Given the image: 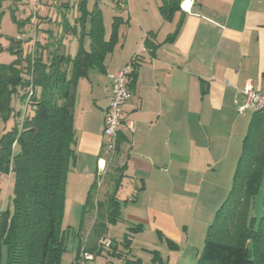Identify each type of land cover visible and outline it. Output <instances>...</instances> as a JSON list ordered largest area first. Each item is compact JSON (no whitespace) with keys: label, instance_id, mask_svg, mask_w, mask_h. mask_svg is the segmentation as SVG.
I'll return each instance as SVG.
<instances>
[{"label":"crops","instance_id":"crops-1","mask_svg":"<svg viewBox=\"0 0 264 264\" xmlns=\"http://www.w3.org/2000/svg\"><path fill=\"white\" fill-rule=\"evenodd\" d=\"M80 1L66 2L73 3L72 24ZM170 1L99 0L105 38H111L118 18V41L103 67L91 69L75 88L77 160L68 185L72 179L90 180L91 189L97 182V200H104L113 189L109 184L101 188L102 182L119 173L118 197L122 192L123 202L128 196L120 221L126 225L119 230L125 234L131 225H142L132 242L141 238L143 252L131 246L129 254L141 264H155L154 251L165 264H195L211 225L202 212L218 211L227 199L230 192L221 180L237 166L249 128L250 120L237 112L235 101L247 83L264 89V0H190L187 7L181 0L164 8ZM94 4L88 0L89 10ZM101 6L113 19L110 32ZM65 44L68 53L76 46L78 51V37L67 36ZM84 47L90 51L88 37ZM136 55L133 94L123 107L119 129L120 150L110 156L104 145L110 75ZM95 219L96 214L85 237ZM160 236L178 249L171 251ZM109 259L120 263L124 258Z\"/></svg>","mask_w":264,"mask_h":264},{"label":"trees","instance_id":"trees-1","mask_svg":"<svg viewBox=\"0 0 264 264\" xmlns=\"http://www.w3.org/2000/svg\"><path fill=\"white\" fill-rule=\"evenodd\" d=\"M6 1L0 0V8ZM94 1L92 10L88 8V0L79 2V16L74 24L68 17L69 4L62 5L53 21L43 18L57 24L59 31L55 35L51 28H40L47 41L36 43L28 56L22 42L11 39L19 44L17 49L10 50L18 58L11 64L0 65V117L15 122V127L0 140V175L15 177L12 210H0V264L4 250L6 264H62L67 251L68 231L63 229L62 222L68 176L77 160L75 88L91 69L103 67L117 44L120 26L115 18L112 36L106 40L99 0ZM180 2L171 0L164 8ZM2 16L0 11V23ZM14 20L17 22L16 17ZM18 26L22 28L25 24ZM67 36L78 37L79 48L74 57L66 50ZM86 37L90 39V51L84 47ZM119 142L118 138L117 153ZM112 179L113 190L104 200H96L97 182L89 191L82 226L91 212H95L96 219L88 241L83 243V229L77 233L80 239L75 261L85 248L97 258H124L119 264H141L140 259H131L129 254L132 236L143 230L142 225L128 228L123 249L114 240L108 249L99 245L102 238H108L109 226L122 220L123 202L118 197L122 177ZM263 186L264 111H260L251 116L232 188L209 227L197 264H264V216L260 219L252 216L255 197ZM160 239L171 251L178 249L173 241L162 236ZM152 255L153 263L165 264L159 252Z\"/></svg>","mask_w":264,"mask_h":264},{"label":"rangeland","instance_id":"rangeland-1","mask_svg":"<svg viewBox=\"0 0 264 264\" xmlns=\"http://www.w3.org/2000/svg\"><path fill=\"white\" fill-rule=\"evenodd\" d=\"M52 3H43V9L38 13L36 23L32 22V15H33V9L30 4V0H7L3 3V6L0 8L1 13H3L2 20L0 23V65H8L14 62L18 57L16 55L11 54V49H17L18 45L17 43L11 42V39L14 41L18 40L21 41L24 47V54L28 56L30 53L33 52V46L36 43H46L47 41V35L40 32V28L47 29L51 28L54 31V34L56 35L59 31V27L57 24H54L53 22L49 23L46 22L43 18L51 19V21L54 20L55 14L58 12V10H62V5H65L67 1L69 0H49ZM75 1V0H71ZM127 2L128 0H124ZM47 2V1H46ZM73 3H70L71 6ZM77 4V3H76ZM103 8V12L106 19V28L107 31L110 32L111 30V22L112 17L109 13V11ZM15 17L17 18V22H15ZM29 19V20H28ZM28 21V22H27ZM18 23H23L25 26L22 28H19ZM68 47L70 46L68 43H66ZM145 44V43H144ZM78 46V43H77ZM77 46L73 49L69 50V53L74 56L77 52ZM32 47V48H31ZM121 52V50H120ZM117 54L116 58L118 61L122 60L121 54ZM120 55V56H118ZM26 62V61H25ZM254 112L249 111L246 113V119H251V116ZM15 127V122L13 119L4 120L0 117V140L1 137L6 134L8 131L12 130ZM112 156V155H110ZM117 156V154L115 155ZM236 167L232 173L228 175L225 179L221 180L224 185L228 188V192H230L232 188L233 183V177L235 173ZM226 174V173H225ZM224 174V176H225ZM119 176V173H116L114 177L117 178ZM114 179V178H113ZM112 177H107L105 181L102 182V187L104 189V185L106 186L109 184L111 188L113 189V182ZM87 180L80 181L79 183L74 182V179H72L71 183H69L67 188V194H66V206H65V214L62 222V227L64 230L68 231L67 233V251L63 256L62 264H71L73 255H75L76 251L78 250L79 245V237L77 236V233L83 229V233L81 235L82 238L85 239V241L89 240V235L85 237L86 232L90 228V221L94 218V212H91L90 215L88 214L85 218L84 225L82 226V213H83V205L87 198L88 191L91 186L92 181ZM14 185H15V177L12 175H0V210H5L10 208L12 210L11 202L12 197L14 196ZM99 188V187H98ZM98 192V191H97ZM122 196V192L119 194V197ZM129 196H132L131 194ZM100 197V196H99ZM128 199V196L125 195L122 197V200L124 202L122 206V216L125 217V208H126V200ZM97 200V197H96ZM125 211V212H124ZM201 213V211H199ZM198 212V213H199ZM195 214V212L193 211ZM199 213V214H200ZM205 218H208L211 223H213L217 211L212 209L211 211L202 212ZM252 216L260 219L264 216V186L258 193V195L255 197V206L252 209ZM125 223H118L115 225V227L110 228V233L108 234V238L111 240L116 241L119 245V248L122 246V241L124 239V234L119 230V227H122ZM126 225V224H125ZM135 235V234H134ZM142 239L136 238L132 242V248L135 252V249L139 252H143L141 248H143L142 245ZM206 242V237L204 238V243L202 241L201 251L203 250ZM75 245V252L73 253V247ZM123 249V247L121 248ZM197 249H193L194 254H196ZM201 254V253H200ZM199 259V258H198ZM195 262L197 264L198 262ZM104 263V262H102ZM2 264H6V250L3 251V262ZM111 264H119L118 261L113 260L111 261Z\"/></svg>","mask_w":264,"mask_h":264},{"label":"built area","instance_id":"built-area-1","mask_svg":"<svg viewBox=\"0 0 264 264\" xmlns=\"http://www.w3.org/2000/svg\"><path fill=\"white\" fill-rule=\"evenodd\" d=\"M33 9L32 22L36 23L38 13L44 8L43 0H30ZM35 46V45H34ZM145 50V49H144ZM139 55H136L122 70L110 75L111 98L105 112L104 145L108 154H117V142L119 129L122 124L123 107L132 97V76ZM33 94L31 90L30 96ZM240 98L235 101L237 112L245 115L247 112L264 111V89H256L253 84L247 83L240 93ZM133 130V126L129 127ZM102 248L108 249L113 245L109 238L99 241ZM75 264H102L97 261V256L83 248L75 261Z\"/></svg>","mask_w":264,"mask_h":264},{"label":"bare ground","instance_id":"bare-ground-1","mask_svg":"<svg viewBox=\"0 0 264 264\" xmlns=\"http://www.w3.org/2000/svg\"><path fill=\"white\" fill-rule=\"evenodd\" d=\"M190 3V0H186V3L184 4L185 7H187Z\"/></svg>","mask_w":264,"mask_h":264}]
</instances>
